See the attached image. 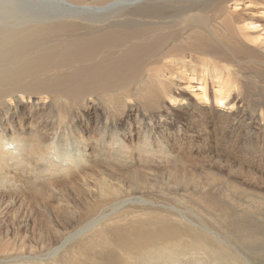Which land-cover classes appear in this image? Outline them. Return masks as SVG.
I'll return each instance as SVG.
<instances>
[{
	"label": "bare ground",
	"instance_id": "1",
	"mask_svg": "<svg viewBox=\"0 0 264 264\" xmlns=\"http://www.w3.org/2000/svg\"><path fill=\"white\" fill-rule=\"evenodd\" d=\"M180 118L186 132L172 143L215 127L217 151L239 149L241 137L244 148L258 149L264 0H0V195L26 192L43 201L38 207L74 215L51 189L71 174L95 204L79 240L60 238L53 249L0 244V264H226L223 257L232 256L221 249L224 240L205 237L214 234L205 226L114 215L139 194L108 178L124 188L108 198L116 188L99 187L90 172L156 162L164 148L151 140L154 131L167 140L166 126ZM66 120L80 137L72 138ZM94 122L89 142L80 131ZM137 135L144 141L123 144ZM149 193L193 202L184 191ZM106 216L98 232L86 233Z\"/></svg>",
	"mask_w": 264,
	"mask_h": 264
},
{
	"label": "rangeland",
	"instance_id": "2",
	"mask_svg": "<svg viewBox=\"0 0 264 264\" xmlns=\"http://www.w3.org/2000/svg\"><path fill=\"white\" fill-rule=\"evenodd\" d=\"M60 111L66 114L62 109ZM91 111H94V107L90 108V113ZM214 120L212 118L211 121ZM28 122L29 120L24 124ZM65 122L68 123V133L72 138L80 137L73 133L72 124L68 120ZM136 131L135 128L131 133ZM166 131L169 134L167 140L162 139L157 130L152 135L155 137L151 138L152 141L159 142L161 149L164 148L160 161L158 159L145 165L134 164L117 171L106 168L90 169L98 180L99 187H114L109 184L108 178H115L129 191L139 194L140 198L136 203L116 207L112 213L120 215L122 212H137L141 217L138 220L164 218L167 222L173 220L189 228L194 225L205 226L208 232H214L205 237H218L219 234V240L227 243L228 246L220 244L221 249L232 256L223 257L226 264H264V135L256 139V150L244 148L245 140L241 137L238 141L241 146L239 149L217 151L214 140L219 137V133L215 127H210L206 136L192 135L175 143L170 138L186 132L183 120L175 119L174 123L166 126ZM96 132L94 122L83 133L80 131V134L87 141L94 142L93 135ZM143 141L144 138L138 136L124 140L123 144L133 147ZM165 142H169L168 145ZM69 175L60 177L56 186L51 184V189L59 193L67 202L68 208L76 211L74 215L57 213L49 204L45 205L47 207L39 204L38 207L36 202L43 201L40 202V198L26 192L0 195V244L8 243L9 247L42 246L53 249L60 241L62 243V238L68 237L67 244L82 238L81 223L85 219V212L95 207L94 203L90 204V199L93 200L94 197L87 192L88 196L86 195L85 181ZM114 188L115 191H108V198L124 193L123 187ZM157 189L174 195L184 191L189 199L193 198V202L149 193ZM92 193L97 197L95 192ZM198 198L199 202H195ZM47 201L52 203L51 200ZM159 203L163 207L158 208L156 205ZM110 217L112 216L95 218L96 225L94 223L93 227L87 228L88 232L84 231L88 235L98 232ZM198 254L206 257L202 252ZM185 262L190 263L187 260Z\"/></svg>",
	"mask_w": 264,
	"mask_h": 264
},
{
	"label": "clouds",
	"instance_id": "3",
	"mask_svg": "<svg viewBox=\"0 0 264 264\" xmlns=\"http://www.w3.org/2000/svg\"><path fill=\"white\" fill-rule=\"evenodd\" d=\"M18 143H19V142H13L12 145H11L12 148H13V149H16V148L18 147ZM66 159H67V161H68L69 163H71L72 165H76V158H75L73 155L68 154L67 157H66Z\"/></svg>",
	"mask_w": 264,
	"mask_h": 264
}]
</instances>
